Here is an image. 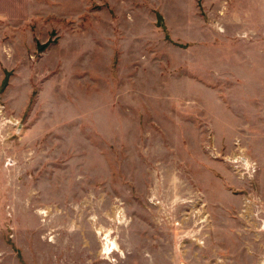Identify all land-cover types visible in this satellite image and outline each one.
Masks as SVG:
<instances>
[{
  "label": "rangeland",
  "instance_id": "rangeland-1",
  "mask_svg": "<svg viewBox=\"0 0 264 264\" xmlns=\"http://www.w3.org/2000/svg\"><path fill=\"white\" fill-rule=\"evenodd\" d=\"M0 264H264V0H0Z\"/></svg>",
  "mask_w": 264,
  "mask_h": 264
},
{
  "label": "trees",
  "instance_id": "trees-1",
  "mask_svg": "<svg viewBox=\"0 0 264 264\" xmlns=\"http://www.w3.org/2000/svg\"><path fill=\"white\" fill-rule=\"evenodd\" d=\"M47 46L41 47L43 50L46 49ZM7 80L5 81L4 86H6Z\"/></svg>",
  "mask_w": 264,
  "mask_h": 264
}]
</instances>
